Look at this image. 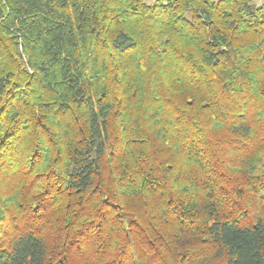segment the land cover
Listing matches in <instances>:
<instances>
[{
  "label": "trees",
  "instance_id": "1",
  "mask_svg": "<svg viewBox=\"0 0 264 264\" xmlns=\"http://www.w3.org/2000/svg\"><path fill=\"white\" fill-rule=\"evenodd\" d=\"M0 264H264V3L0 0Z\"/></svg>",
  "mask_w": 264,
  "mask_h": 264
},
{
  "label": "rangeland",
  "instance_id": "2",
  "mask_svg": "<svg viewBox=\"0 0 264 264\" xmlns=\"http://www.w3.org/2000/svg\"><path fill=\"white\" fill-rule=\"evenodd\" d=\"M146 1L149 2V3H152L154 0H146ZM263 3H264V0H253V4L257 5V6H259V5L263 4Z\"/></svg>",
  "mask_w": 264,
  "mask_h": 264
}]
</instances>
